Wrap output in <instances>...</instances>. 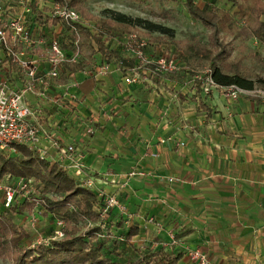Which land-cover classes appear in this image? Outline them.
<instances>
[{"label":"crops","instance_id":"obj_1","mask_svg":"<svg viewBox=\"0 0 264 264\" xmlns=\"http://www.w3.org/2000/svg\"><path fill=\"white\" fill-rule=\"evenodd\" d=\"M61 77L45 100L28 93L27 103L43 130L76 147L96 187L124 206L109 220L138 228L133 247L163 248L185 264H192L188 249L210 264H264V99L184 91L182 79L127 85L115 70L99 79L78 75L79 84L95 85L72 88L80 104L68 112L56 100L71 83ZM86 125L95 131L90 138ZM53 142L40 141L51 163L58 161Z\"/></svg>","mask_w":264,"mask_h":264},{"label":"trees","instance_id":"obj_2","mask_svg":"<svg viewBox=\"0 0 264 264\" xmlns=\"http://www.w3.org/2000/svg\"><path fill=\"white\" fill-rule=\"evenodd\" d=\"M40 1L66 4L79 14L81 21L70 26L57 17H47L46 13L38 7ZM84 1L35 0V3H30L34 21L40 24L58 25L62 50L66 53L78 54L75 63L63 64V69L71 74L116 60L120 62L118 66L122 67L120 70L125 75L126 71L133 66L131 65L133 61L121 59L118 52L109 46L108 41L116 34L124 36L126 39L131 35L132 28H142L150 32H157L168 39L169 44H172L176 51L175 60L183 64L184 67L188 68L191 62L197 60L209 62V71L204 79L210 77L217 88L236 86L248 91L254 88L255 82L243 74L239 65L230 64L222 57L225 48L218 49L221 47L220 44L213 45V50H218L216 55L200 40L184 47L174 41V33L171 29L139 18L133 19L109 9L104 11L102 17H94L88 12ZM225 1L237 7L238 11L235 12L237 20H233L228 11L214 5L201 9L195 5L194 0H184L183 5L190 18L199 22L214 35L220 31L231 34L236 30H242L249 35L259 34L264 37V22L261 21V18L264 17L263 1ZM241 2L246 5L243 6ZM240 21L243 22L241 28H239ZM152 41L165 43L159 39H152ZM165 50L167 51V49ZM168 56V58H172L170 55ZM169 77L171 81H181L177 74H171ZM204 79L195 81L197 93L202 90ZM93 80H88L85 85L78 84L77 90L80 92L87 86H94ZM58 81L65 82V79L60 76ZM14 150L15 154L12 156H4L0 152V180L5 178L6 181L8 178V184L21 181L27 184V190L35 182L36 189L45 198L41 206L45 209V216L54 224L57 221L62 222L63 236L60 239H49L44 243H36L32 247H23V241L28 238V234L14 222L13 216L19 212V208L27 204V198L20 199L21 201L16 203L14 197L11 206L7 209L2 207L4 211L0 212L1 260L10 261L12 264H185L181 261V254L166 253L163 248L159 250L136 249L130 242L137 235L138 228L131 226L122 229V224H114L112 220H109L111 211L107 213V218L103 221L100 199L81 180L71 177L59 163H51L46 155H42L38 150L22 145L14 146ZM50 195L52 197L48 198L47 196ZM35 212L40 214L37 210ZM8 213L11 215L9 216ZM84 222H88L90 227H86L82 231ZM112 226L115 227L116 234L110 237L113 234L110 231ZM108 231L111 232V235L107 233ZM179 237L180 235L176 233L174 240ZM122 244L126 245L133 253V259L126 261L119 259Z\"/></svg>","mask_w":264,"mask_h":264},{"label":"built area","instance_id":"obj_3","mask_svg":"<svg viewBox=\"0 0 264 264\" xmlns=\"http://www.w3.org/2000/svg\"><path fill=\"white\" fill-rule=\"evenodd\" d=\"M30 1L0 0V152L14 153V146L22 145L45 155L40 148V141L42 139L54 141L52 147L58 154L57 163L66 170L71 169L73 177L81 180L100 199L101 219L104 221L107 213L113 209L123 214L125 208L117 198L96 187L94 179L85 173L80 158L76 154V147L43 130L37 121L35 111L26 100L28 93L35 95L39 100H45L52 84L60 78L62 73L73 85L66 86L56 100L59 103L62 101L75 103L78 96L74 95L70 88H77L79 84L77 76L94 79L105 77L110 73V64L84 69L76 74L63 69V64L75 63L78 54H70L62 50L58 25L52 26L34 21ZM45 15L50 18L57 17L70 26L81 21L79 14L66 4H52L50 12ZM124 46L132 53L134 62L133 67L124 75L123 80L127 85H138L137 76L148 69L154 75H161L174 74L181 68L180 63L173 58L162 54L155 56L148 54L147 42L135 35H129L125 39ZM38 50L41 52L38 53ZM212 88L217 87L210 77H206L201 91L208 94ZM220 89L225 91L226 97L232 100H236L244 92L236 86ZM67 109L71 112L69 107ZM83 133L87 138L92 137L95 133L93 126L86 125ZM136 174L135 171L129 172L125 178H132ZM139 174L142 175V173ZM169 181L172 182L173 179L170 178ZM27 187V184L21 181L8 184V178L5 182L0 181L2 207L9 208L15 195L25 192ZM36 201L39 204L40 200ZM35 211L34 208L32 222L33 217L38 214ZM55 225L57 229L52 239H60L63 236L62 222L57 221ZM186 256L192 264H210L206 254L200 249H188Z\"/></svg>","mask_w":264,"mask_h":264},{"label":"rangeland","instance_id":"obj_4","mask_svg":"<svg viewBox=\"0 0 264 264\" xmlns=\"http://www.w3.org/2000/svg\"><path fill=\"white\" fill-rule=\"evenodd\" d=\"M183 1L184 0H85L84 2L88 12L94 17H102L104 11L109 9L118 13H122L133 19L139 18L143 21L171 29L174 33V41L179 42V44L184 47H187L188 44L192 45L193 43L200 40L203 45H206L207 48L212 49L214 55H216L218 50L214 51L213 45L220 44L221 47H218V49L225 48L222 57L230 64L239 65L243 74L248 79L255 82L254 88L252 90H244V92H242V94L239 96L242 95L245 97L264 99V37L259 34L249 35L242 30H236L231 34L229 32L220 31L214 35L210 32V30L205 29L199 22H196L190 18L186 8L183 5ZM261 1L264 2V0ZM32 2L35 3V0L30 1V3ZM194 3L201 9H206L214 5L222 10L228 11L232 16V19L237 20L235 14V12L238 11L237 7H234L231 3H228L225 0H194ZM245 5L246 3H243V6ZM51 6V2L40 1L38 3V7L44 13H49ZM261 21L264 22V17L261 18ZM241 26H243V22L240 21L239 28H241ZM92 30L94 32L93 28ZM131 35H135L141 40H145L147 42L148 48L146 51L150 55L155 56L162 54L166 57H169L168 55H170L173 59H175L177 56L174 46L169 44L170 41L165 37H162L161 34L157 32H150L147 29L142 28H132ZM152 39H159L165 43L152 41ZM108 42L109 46L118 52L121 59H128V61L132 59V53L127 51L124 46V36H118V34H116L113 38H110ZM165 49H167V51ZM109 64L110 73L108 75H110L115 70L121 72L120 68L122 67L119 68L118 66L120 62L113 60ZM131 65H134V62H132ZM183 67L184 65L181 64L180 70L174 74H177L179 79H182L181 89L188 91L195 88L196 80H200L202 78L204 79L205 75L209 71V62L197 60L191 62V65L188 68ZM170 75L171 74L154 75L148 69L144 71V73H139L137 76L139 80L138 84H148L150 79L155 78L160 80L168 79L170 78ZM71 85L73 84L70 83L68 86ZM70 89H72V87ZM223 92L225 94V91ZM79 102L80 100L77 99L75 103L62 101L59 104L69 107L71 112H73L79 106ZM1 153L4 156H12L15 154V150L14 153ZM85 173L87 172L85 171ZM0 181L5 182V178ZM47 197L50 198L52 196L50 195ZM24 198H27V204L22 208H19V212L16 214V216H13V220L28 234V238L23 241L22 246L32 247V245H36L37 242L44 243L47 240L52 239V237L55 236L57 228L53 221L49 220V218L45 216V209L41 207L43 205L41 201H43L45 198L36 189L35 182H33L32 187L27 190V192L18 193L15 196L14 201L16 200L17 203L21 201L20 199ZM34 199L41 201H38L39 204H37V201L35 202ZM35 204L37 205L36 207ZM34 208L39 211L40 214H37L35 217H33L34 219L32 222V211ZM3 211L4 209L2 208V198L0 193V212ZM8 215L10 216L11 214L8 213ZM82 226V231H84L86 227H90L88 222L82 223ZM110 231L113 233L111 235V232H107L109 235H111L110 237L116 234L114 226H112ZM119 256V259L122 261L131 260L134 258L130 249L127 248L126 245L123 246V244L120 246ZM0 264L12 263L10 261L0 259Z\"/></svg>","mask_w":264,"mask_h":264}]
</instances>
